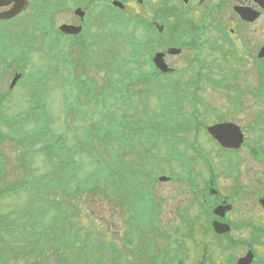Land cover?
<instances>
[{
  "label": "rangeland",
  "instance_id": "374dc122",
  "mask_svg": "<svg viewBox=\"0 0 264 264\" xmlns=\"http://www.w3.org/2000/svg\"><path fill=\"white\" fill-rule=\"evenodd\" d=\"M150 2L155 4V0H150ZM70 4H72L71 1ZM153 4L149 3L144 6L134 5L135 8H133V11L136 12L134 16H143L145 19H151L155 10ZM99 14V12L97 14L90 12L88 19H91L92 16L95 18L98 16L99 19ZM188 16L194 19L195 15L189 12ZM73 17L76 16L68 11L66 17H57L55 20L60 23L61 21H72ZM161 17L164 18V15L162 14ZM172 19L174 20L176 18L173 17ZM104 23V21L99 19L97 30H95L94 26H90L91 33L99 36V39H93L95 47H98L100 54L103 53V46L113 47V51L115 48L125 57L127 55L125 53L129 48L128 45L124 43L115 45V38L112 39L113 36L111 37V33L108 31L109 28ZM40 27L43 28L40 20L35 16H29L26 11L19 20L0 21V54L11 55L18 52L19 48H23V43L24 45L28 44L32 46L28 56L19 62L11 60L10 63H5L9 61H0V63L4 62L1 64V67L5 66V68L0 69V192L2 191L0 195V230H2L0 233V249L5 247L6 240L10 242L12 240L17 241L15 235L8 237L7 232L4 231L8 228L9 222H11V225H14L15 222L16 226V229H13V226L10 225V231H14V233H25L28 231L26 227L32 226L30 219H34V216L31 215H35V212L36 215L42 214V206H39L33 214H23L30 207H34L41 203V201H38L36 204L33 203L31 192V190H33V184L30 183L27 185L24 182L32 181L34 175L46 174L48 170L52 169L53 165L56 166L58 172H64L62 171L64 164L59 169L57 164H51L44 153L39 150L34 151V148H39L44 144V140L59 145L63 142L67 148L73 150V158L75 157V159L72 165L75 166L76 170L74 174L72 171L70 172L71 180L69 181V187L73 190L75 189L78 193L71 195L72 197L68 198L70 200L69 202H64L63 194L48 192V200L54 201L55 198L56 202H54L53 207L48 209L41 216H36V226L39 228L40 233H45V235L48 233H56L52 230V227L55 225L56 220L60 219V216L63 215L66 216L64 221V230L67 231L66 233L77 232L80 233L81 238L76 246L64 256L55 251L54 248L48 246L46 250L47 255L44 258L43 264H79L78 247L85 244V239L89 240L91 244H98L102 246V248L104 247L109 250L110 247H115L116 251H119L117 264L120 262L153 264V259L158 255V247L165 252L162 255L161 264L163 262L164 264H176L173 263L172 260V256L175 252H170V249L167 248L172 246L176 242V239L179 238L180 234L177 235L176 233H188L189 230L193 229L196 233V239L203 241L204 247L208 246L209 237L205 236L202 232V223L204 221L200 220L195 223L191 221V218L195 217V214L199 212L198 206L191 205V203L193 204V196L191 194L193 191L191 185L179 181L160 182L157 177V180L153 183L151 192L146 188L143 190H127V186L131 183L127 177L135 176L143 181H148V177L140 175L138 172L139 170H135L136 167L141 165L139 163L142 160L140 154L144 151L145 145L128 146L122 158L120 155H116V153L114 155H108L107 152H105V148H107L106 139L101 140L91 136L92 142L90 140L91 137L86 138L91 130L89 126L90 121L88 118L80 119L74 116V112L71 110L72 107H70L69 103L65 102L66 98L61 90L62 85L58 80V88L56 89L50 83L43 86V84H45V78L35 72L53 69L54 66L59 65V62L56 61L54 57H49L44 54L42 50V41L45 34L38 29ZM140 32L142 31L135 30L133 36L142 37ZM239 32L241 35H238L242 36L237 37L239 42L241 41L246 44H252L254 42H258L259 44L262 43L264 41V18L253 25L242 27ZM119 39L121 41L122 37L120 36L117 38V42ZM147 47L149 48V45ZM55 48L57 52H61L56 45ZM98 51L96 50V54H99ZM72 54L76 59L79 57L78 51L73 50ZM105 55L107 56L108 62L113 64L114 52H108ZM212 56H214V54L211 52V57ZM170 60L175 68L178 70L179 68L182 69L183 74H186L188 70L184 66L185 59L183 57H171ZM24 64H26L28 69L25 84L20 85L11 92L9 86L14 77L15 71L13 68L17 65L24 66ZM227 65L228 68H236L235 66H239V62L237 59H231ZM7 66H11V68ZM239 68L240 73L235 77V83L239 84L246 93L241 97L242 102L237 101L236 103H242L244 108L242 110H233L234 114L230 117L235 118L238 120V123L243 124L247 131L248 142H251L249 145L254 146L260 142V139L264 135V131H261L260 128L257 131L253 129L252 126L255 124L254 120L258 119L261 112L263 113L264 102L261 97L256 98V96L249 93L259 83V77L254 72V69L247 64V60H243V64L242 66L240 65ZM108 71L107 69H103L98 71V74H103L102 72L106 73ZM65 72L68 74L67 71ZM91 72L96 71L90 69L89 73ZM224 74V72H218L216 76L224 78L227 84H231L228 81V79L231 78H225ZM144 86L145 83H137L133 87V91L139 95L143 92L144 88L142 87ZM206 93H209L206 95L207 101L213 104L216 103L217 105L219 103L235 102L236 100L234 92H227L222 89H213L211 87L206 90ZM72 94L75 95V92L72 91ZM129 97L132 103L145 107V111L152 114L162 112L161 104L164 101V94L161 92H158L156 96L157 101L154 97L149 96V94L139 97L137 101L134 94H129ZM38 101L41 103L39 104ZM32 102L37 105L32 104ZM36 106H44L43 108H46L49 112L45 111L50 118L48 125H44V131L38 132L36 129L38 123L41 121V118L35 113ZM87 108L93 111V106H87ZM94 108V113L92 114V117H94L93 121L103 124V132H105L106 121H104L99 114L100 110L103 109L98 106ZM224 111L223 109L220 112L223 113ZM214 113H218V108ZM215 119H217V115ZM259 126L262 125L260 124ZM193 136L194 134L191 132L189 138H193ZM29 140H31L29 150L31 154H33L30 159L25 160L28 155L24 150L25 148L22 142ZM87 140L88 142H86ZM32 142H35V146ZM198 143L206 153L208 152L207 155L213 162L215 171L220 174L218 175L217 181L224 193L229 194L228 190H231L230 186L232 183L230 180L231 176L234 174H239L241 179L244 178L245 182H247L251 188L258 189L260 187V184L256 185L254 177L264 178V162H259L252 158L248 153V147L245 146L243 150L238 153V156L234 157L233 163H230L229 158L216 153V149H214L215 143L209 138L207 133L204 134V136L203 134L198 135ZM109 145L114 146L113 142H110ZM182 149L185 150L183 147ZM156 152L160 154V158L154 157L151 158V160L158 164L162 159L161 165L164 169V172H162L163 174L167 175L170 172H183V164L177 161L175 162L174 160H171L169 163L166 161V156L169 154L168 147L163 145L161 148L156 149ZM109 159L112 160V179L119 185L116 194L113 192L111 196V191L108 193L107 190L101 186V183L105 182L108 178V171L105 166ZM25 161H29L31 171L29 169L26 170L24 166ZM55 162H58V158L55 159ZM230 165H236L238 169L227 173L231 168ZM145 166L148 172L155 170L157 173H153L156 175H158V168L161 170L159 166L154 168V165V167H152L151 163H147ZM205 168L206 165L202 160L196 163V170L203 172L204 176L207 177ZM232 172H234V174H232ZM119 173H123L124 177H121ZM46 178L48 180V175ZM153 178L154 177H152L151 180H153ZM18 184L23 186L18 191L13 190V186ZM91 184L98 185V188L85 189V185ZM25 186L27 189H24ZM6 189H12V191H4ZM140 190H142V196L138 198L140 200L131 201L130 199L133 200L137 197L135 192ZM123 200L125 202H123ZM253 200L254 198L250 197L246 202H248L247 204L253 203ZM34 210L35 209H33V211ZM247 215L251 217L254 222L264 225V210L260 209L259 206L258 209L253 207ZM136 220L142 224L151 220L153 221L149 222L147 225L138 227L137 231L140 233H136L135 235L133 231L136 230L132 229L135 225L131 223H136ZM235 220L240 221L241 219ZM156 233L170 234L158 237L155 235ZM233 234L236 239L245 237L249 239L252 238V231L246 227L236 230ZM18 237L20 238L19 235ZM152 237L154 238L152 239ZM179 239L186 242V245L189 247L188 252H192V254L195 252L196 245L195 242L193 243L194 240ZM130 240L131 244L129 242ZM150 244L153 245L154 249H152V254H148V257L145 256L143 249L145 246L150 247ZM256 250L258 259L264 261V235L261 237V243L256 244ZM32 251L31 246L28 248V254L30 256H25L23 251L22 254H18L14 251L17 255L11 257L10 260L4 264H31L29 261H31L33 257ZM180 253L184 254L185 252ZM229 253L230 252H227L226 258ZM233 253L234 255H240L244 252L238 249ZM215 254L218 260L220 253L216 252ZM226 263L225 260H218L216 262V264ZM0 264L3 263L0 262ZM109 264L113 263L109 261Z\"/></svg>",
  "mask_w": 264,
  "mask_h": 264
},
{
  "label": "flooded vegetation",
  "instance_id": "af4514ba",
  "mask_svg": "<svg viewBox=\"0 0 264 264\" xmlns=\"http://www.w3.org/2000/svg\"><path fill=\"white\" fill-rule=\"evenodd\" d=\"M70 1L72 4H70ZM113 1L114 0H35V6L30 8L32 10L42 11L45 14L47 36L49 34L57 35L63 41L69 39L74 45H80L81 43L91 45L94 40L99 39V36L96 34H94V36L91 33L90 26H94L95 30H97L98 23L94 20L89 22L87 20L89 18L87 14L90 12L95 14L98 12L106 15L111 14V8H115ZM120 1H122L125 7L116 8L126 12H134L133 8L138 6V3L143 4L145 2V0ZM155 7L157 8V12L158 10L169 9L171 12L175 13L176 16L180 14L182 17L180 21H171L167 23L156 22L155 25L158 30V38H160L158 44L163 45L158 51L165 52L164 57L166 62L174 69L170 70L171 72L166 73V75H171L173 72L174 74H179V72L183 73L182 69L178 67V70L173 66L170 60L171 57L181 56L185 59V68H197L196 70L186 71L185 75H180L182 76L181 83L185 86V91L192 93L200 89L206 90L210 87L208 79L209 70L212 65H217L211 63V52L214 54L216 62L223 60L225 54L232 50L230 44H226L228 45L227 48L223 47L224 44L222 42L225 40L224 36L227 35H229V39L235 41L236 48L244 46L247 51L252 52L250 58L246 56L248 58L247 64L255 70L253 60L255 57L257 58V53L262 45H264V41L261 45H258V42L244 44L241 41L239 42L237 37H242L238 35H241L239 31L242 27L253 25L264 18V7H261L256 0H155ZM28 8L29 6L27 9ZM243 8L251 11V16L256 17V19L251 21L243 18L241 13ZM77 9H81V11L85 13V16L83 15L82 17L77 15L73 17L72 21H61L60 23L55 20L57 17H66L68 11L72 12L74 15ZM189 12L195 15V20L188 16ZM183 15H187L188 18L193 20L186 21L185 19L187 17H183ZM107 19L110 21L109 16H107ZM63 24L79 26L81 30L77 34L66 33L61 29ZM107 27L112 29L110 22H108ZM173 47L181 48V53L171 54L169 51ZM230 59L231 57L225 58V61L228 62ZM260 59L264 61V58ZM200 67L203 69H200ZM197 72L202 74V80L200 82L195 79L194 74ZM254 72L256 73V71ZM183 105V112L188 116V119H190L191 125H193L190 129L198 132H202L203 124H205V128L207 129L208 125L219 122L233 121L238 123V120L230 116L234 114L233 110H242L244 108L243 104L236 102L219 103L218 105L210 102H191ZM213 107L218 108V113H214L216 109ZM223 109L225 111L223 113L220 112ZM216 115L219 116L217 119H215ZM195 116L197 117L195 118ZM194 124H196V127ZM240 126L247 137L246 129L242 124ZM243 147H245V145L242 146V148ZM242 148L237 150V153H240ZM194 152L201 154L198 149H195ZM248 153L253 158L257 157L253 154V149L251 148H249ZM193 169L194 166L182 168L183 174H185L186 177H183L180 181L187 182L186 179H188L192 184L196 185L198 183V177ZM207 170V177L204 178L201 184L202 188L193 193L194 196H203V200L207 202L205 209L200 210L199 213L205 217L211 216L212 222L215 220L227 222L231 224L232 229L227 233H203L205 236L209 237V245L206 247H204L203 241L196 239V233H190L192 240H194L193 243L195 242L196 245L195 252H193V254L192 252H188L189 247L186 244L180 246V241L176 244L178 246L176 249H181L185 253L183 254L175 251L172 256L173 263L216 264L218 260H225L227 262L226 264H238L239 259L245 256L248 251L256 250V246L243 243L241 238L236 239L233 234L236 229L234 222H239L235 219H243V217L249 219L251 217H249L247 213L250 212L253 207L256 209L254 202L255 198L253 203L247 204L248 202H246L248 198L255 195V188L249 187L250 185L247 182L241 183L238 181L235 183L233 181L231 190H228L229 194H226L221 190L222 188L219 187L217 181L219 173L215 171V167H212V169L208 168ZM210 170H214V172L212 173ZM224 203L231 204L232 207L222 216L216 215L214 209L218 205ZM193 206H195V203H193ZM199 213L196 214L198 217H200ZM238 249H241L244 253L234 255L233 252ZM216 252L220 253L218 260L216 258ZM227 252L230 253L226 258ZM254 254L252 264L257 261V255L255 252Z\"/></svg>",
  "mask_w": 264,
  "mask_h": 264
},
{
  "label": "trees",
  "instance_id": "16d2710c",
  "mask_svg": "<svg viewBox=\"0 0 264 264\" xmlns=\"http://www.w3.org/2000/svg\"><path fill=\"white\" fill-rule=\"evenodd\" d=\"M40 118L43 119L42 116ZM42 125H43V121H40L37 127L38 132L45 130L44 125L43 126ZM49 147H50V143L44 140V144L41 145V147L39 148V151L44 153L50 161H51V157L54 154H57L60 158L64 157L59 152V150H52V149H49ZM53 163L54 162H51V164ZM59 163L60 162L58 163L55 162L54 164L60 165ZM55 167L56 166L53 165L52 169L48 170L46 174L34 175L31 182L30 181L24 182L27 185H29L30 183L33 184V187L35 188V192H34V197L36 199L35 204L38 201H41L39 205H35L32 208V210L35 209L33 213L37 210L39 206H42V212H41L42 214L46 212L48 209H50L51 207H53L54 202L56 201L54 198V201H50L48 205L47 193L49 191L50 193L54 192L56 194L57 193H61L63 195L66 194L67 195V196L65 195L66 197L71 196L73 193V190H71V188H68V187L64 188L62 186L59 187L60 183L65 182L67 185V183H69V181L71 180V177H70L71 173H70L69 168L67 167L64 173L60 175L57 173L58 170H56ZM47 175H48V180L46 178ZM55 184H56L55 186L56 188L54 187ZM22 186L23 185L20 186L18 184V185L13 186L12 189L15 191H18ZM95 187L97 186L95 185ZM24 189H26V186L24 187ZM51 190H54V191H51ZM23 214H27V210ZM42 214L36 215V212H35V215L33 214L34 219H32V222L34 224V230L31 233H26V232L20 233L19 234L20 238L17 236L18 237L17 241L6 243L9 249L18 250V251H22L23 249V253L25 256H30L28 254V248L31 246L33 250L32 251L33 257L31 258V261H29V263L31 264L44 263V258L47 255L46 250L48 249V246H50L51 248H54L55 251L63 254V256L66 255L67 252H70L76 246L77 242L81 238L80 233H62L64 231V221L66 218V216H63V215L60 216V219L56 220L55 225L52 227V230L55 231L56 233H48L47 235H45V233H40L39 228L36 226V223H37L36 216L39 217ZM89 244H90V241L85 239V244L78 247V255L80 257V259H78L79 261H82L84 264H109V261H111L113 264H117L118 259L114 257V254L113 253L108 254L107 252L102 251V250L100 251V247H102L100 245L95 247V250H99L98 256L96 255L97 251L90 252L89 254L84 252V249ZM4 254H7L6 251H4ZM119 264H129V263L120 262Z\"/></svg>",
  "mask_w": 264,
  "mask_h": 264
},
{
  "label": "water",
  "instance_id": "95a60500",
  "mask_svg": "<svg viewBox=\"0 0 264 264\" xmlns=\"http://www.w3.org/2000/svg\"><path fill=\"white\" fill-rule=\"evenodd\" d=\"M11 2H15L14 7L8 11L0 13V18L7 19L17 15L22 9V7L25 5L26 0H0V5H8ZM116 4L121 5L120 3H116ZM75 29H76L75 27L70 26L68 30L75 32ZM155 61L162 69L166 70V66L164 65V62L160 56L157 55ZM18 78L19 75L16 76L12 85L15 84ZM209 130L215 138H217L223 145L226 146L238 147L243 141V135L240 131V128L232 123L215 125L210 127ZM218 229L225 230V228L223 227H218Z\"/></svg>",
  "mask_w": 264,
  "mask_h": 264
}]
</instances>
